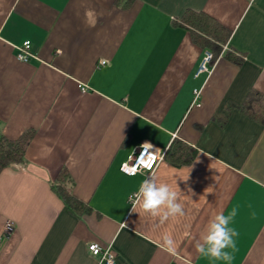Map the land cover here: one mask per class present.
Instances as JSON below:
<instances>
[{"label": "crops", "instance_id": "1", "mask_svg": "<svg viewBox=\"0 0 264 264\" xmlns=\"http://www.w3.org/2000/svg\"><path fill=\"white\" fill-rule=\"evenodd\" d=\"M186 9L228 33L203 70L211 50L180 23ZM253 89L264 93V0H0V136L32 130L24 162L0 171V232L13 223L0 264H96L92 242L118 264H229L195 243L233 209L230 264H264V123L238 107ZM173 139L195 149L188 163L120 170L141 140L166 151ZM153 173L181 193L184 216L132 211ZM59 181L89 211L70 212Z\"/></svg>", "mask_w": 264, "mask_h": 264}, {"label": "trees", "instance_id": "2", "mask_svg": "<svg viewBox=\"0 0 264 264\" xmlns=\"http://www.w3.org/2000/svg\"><path fill=\"white\" fill-rule=\"evenodd\" d=\"M129 1L131 0H122V3L126 4ZM180 23L189 28L191 37L195 42L211 50L212 58L217 55L221 48L220 44L225 42L228 36L227 31L219 22L201 10L186 9L180 18ZM224 56L237 61L236 55L228 49L224 52ZM238 107L250 117L264 123V93L256 89L251 90ZM31 135L32 130H26L13 138L0 136V171L10 163L24 162L25 149ZM194 153L195 149L190 145L180 139H173L167 147L164 156L171 163L179 165L188 163ZM63 174L64 171L59 173L57 179L59 180ZM66 179L68 181L70 179L69 176ZM54 191L73 214L79 215L89 211V205L78 199L64 182H56Z\"/></svg>", "mask_w": 264, "mask_h": 264}, {"label": "clouds", "instance_id": "3", "mask_svg": "<svg viewBox=\"0 0 264 264\" xmlns=\"http://www.w3.org/2000/svg\"><path fill=\"white\" fill-rule=\"evenodd\" d=\"M151 147L149 143L141 145L142 154L137 157L136 165L131 169L133 173L147 167L145 160L151 159L153 155L148 153ZM146 152L147 156L144 154ZM180 195L181 193L168 183L159 182L158 177L153 173L141 181L138 191L130 195L129 200L133 204L132 211L137 212L136 209L139 208L143 213L159 218L163 223L170 218L184 216V204L180 201ZM235 215L236 210L233 209L228 215L221 212L209 221L205 233L195 243L199 255L230 264L236 249L234 237L238 236V232L230 226ZM166 243H172L170 238L166 239Z\"/></svg>", "mask_w": 264, "mask_h": 264}, {"label": "built area", "instance_id": "4", "mask_svg": "<svg viewBox=\"0 0 264 264\" xmlns=\"http://www.w3.org/2000/svg\"><path fill=\"white\" fill-rule=\"evenodd\" d=\"M30 43L27 40H24L21 45L17 47L16 57L19 60L27 61L30 56ZM212 59V52L209 50H205L202 60L199 65L198 70L206 69L207 63ZM104 60H101L103 63ZM81 88H83L81 86ZM144 143H149L152 147L148 150V153L153 154L151 159H146L145 163L147 167L142 168L140 171L132 172L131 169L136 165L137 157L142 154L141 145ZM147 152L144 153L145 156L148 154ZM165 153V149L155 146L153 143L149 142L148 140H141L137 146L135 147L134 151L127 156V158L121 162L120 170L128 176L134 175L138 172H145L147 175H150L152 171L155 169L159 161L163 158ZM134 194V193H133ZM13 228V223L6 219L2 225V229L0 232V243L3 237L7 236ZM88 249L92 255L96 257V264H118L116 261L115 253L112 251L109 245L102 246L98 243L92 242L88 245Z\"/></svg>", "mask_w": 264, "mask_h": 264}]
</instances>
